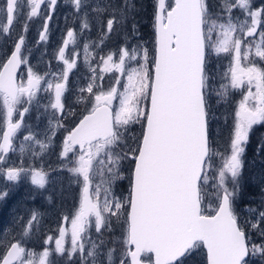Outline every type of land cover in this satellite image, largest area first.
<instances>
[{
    "label": "snow or ice",
    "instance_id": "6c2138e0",
    "mask_svg": "<svg viewBox=\"0 0 264 264\" xmlns=\"http://www.w3.org/2000/svg\"><path fill=\"white\" fill-rule=\"evenodd\" d=\"M43 3L45 0H28L27 18L37 17ZM72 3L77 11L83 7V0ZM48 4L54 10L57 0H48ZM219 7V12L211 11L208 0H174V4L157 0L151 62L148 49L142 46H138L139 51L123 47L118 53L100 58L103 71L115 68L122 75L126 73L127 84L123 92L115 86L104 91L93 75L80 89L88 96L79 98L91 107L74 127L66 129L60 155L67 171L77 178V183L82 178L83 184L79 207L70 221V247H65L69 229L60 228L54 249L46 248L37 254L29 252L18 240L6 245L0 264H51L52 252L67 253L69 260L75 256L80 264H97L98 258L105 255L102 248L106 242L91 239V218L97 233L102 228L110 231L113 218L125 226L122 238L113 241L121 246L119 264H187L198 250H206L207 264H253V257L264 262V211L252 209L254 217L246 220L236 211L243 187L245 151L254 126L264 125V67L260 66L264 62V7L254 8L252 0H221ZM108 8L119 15L106 20L101 44L115 25H123L135 5L123 0ZM234 9L240 10L243 19L233 15ZM0 11L7 20L0 30L7 34L18 14L19 0H6ZM132 27L135 32V23ZM82 28H89L87 19ZM47 32L45 23L41 41L47 40ZM213 34L217 35L215 40ZM75 42L76 33L69 30L58 51L64 68L59 75L53 74L51 81L30 66L26 82L18 81L17 70L27 64L21 55L25 43L22 35L10 57L0 65V98L5 109L0 164L6 162L10 151L16 150L13 138L22 127L24 113L29 111L24 107L20 112L17 106L22 102L31 105L42 82L46 84L44 91L53 93L48 106L63 115L68 76L76 67L75 59L67 58L65 49ZM88 48L85 44L86 64ZM211 53L228 54L231 59L226 74L228 84L221 85L218 95L223 98L229 89L248 86L223 151L209 138L208 97L213 86L207 64ZM138 56L143 63L126 70L128 61L139 64ZM118 95L119 107L113 111ZM18 112L19 119L14 121ZM133 125L140 126L139 135L131 134ZM54 127L63 124L58 121ZM24 140L40 146V153L34 155L50 146L31 134ZM19 150L25 151L23 144ZM258 151L264 152V138L258 142ZM22 174L30 176L32 184L39 188L48 183V172L42 167L5 170L9 181L20 180ZM97 177L99 182L94 184ZM124 179L128 182L127 196H116L113 188ZM261 194L264 197V187ZM7 195L0 192V200ZM209 197L211 203H206ZM64 221L68 222L69 217L65 216ZM34 222H38L35 212L23 226L22 236L33 231ZM253 232L260 237L259 243L252 240ZM46 242L52 243L53 237L49 236ZM116 251V247L107 248L109 264H113Z\"/></svg>",
    "mask_w": 264,
    "mask_h": 264
},
{
    "label": "rangeland",
    "instance_id": "374dc122",
    "mask_svg": "<svg viewBox=\"0 0 264 264\" xmlns=\"http://www.w3.org/2000/svg\"><path fill=\"white\" fill-rule=\"evenodd\" d=\"M122 2L123 0H83V7L77 11L72 0H57L54 10L49 7L48 0H45V3L41 5L39 15L28 19L27 13L30 11L28 0H19L17 19L21 20L20 18L24 16L27 21L22 25L19 21H14L7 34L0 30L1 41L4 40L2 36H13L12 42L15 41L17 36H24L26 42L24 48L25 57L35 64L36 67L34 66L32 69L44 76L47 81L53 79V74L59 75L64 68L63 62L58 58V51L63 46V41L67 38V32L73 30L76 33L75 44L70 43L68 48L65 49L66 57L70 60L75 59L76 67L68 76L67 90L63 96L65 106L63 115L48 106L53 93L44 91L46 84L43 82L41 91L37 93L31 105L22 102L17 106L19 111L23 110L24 107H28L29 111L24 113L22 127L13 138V147L16 150L10 151L6 157V162L0 164V192L8 193L4 199L0 200V256L5 252L6 245L14 239L19 240L29 252L40 254L46 248L54 249V241L59 237L58 230L60 228L69 229L65 247H70V221L79 207L83 184L82 178L81 182L77 183V178L67 171L65 160L60 153L63 139L67 134L66 129H69L72 123L91 107L90 104L80 102L79 98L81 96H88L87 93H81L80 89L85 88L91 77L95 75L97 77L96 83L101 85L104 91H107L110 86H115L118 88V92H123V86L127 84V74L122 75L115 68L108 72L103 71V64L100 58H106L110 53H118L119 49L123 47H128L129 49L137 48V51H139L138 46L148 49L150 62L154 55L155 32H153V44L150 40V31L151 29L154 31V14L151 21L144 18L146 34L135 24L140 28L141 38L133 31L132 25L137 18L131 12L123 25H115L113 32L108 34L102 44L100 43L102 34L106 31V20L111 18L112 15H119L114 9H109L108 6L122 4ZM166 3L172 4L173 0H166ZM208 3L211 11H220L221 0H208ZM5 4L6 0H0V9L4 8ZM252 4L254 8L264 7V0H252ZM97 9L101 11L97 12ZM233 15L241 16L240 10L234 9ZM48 16H51L50 20L47 19ZM85 19L89 23L88 29L82 28ZM241 19H243V16H241ZM6 23V15L0 11V25H5ZM45 23L48 26V38L46 41H41L40 35L43 32ZM25 25H27L26 31ZM216 38L217 35L213 34V39L215 40ZM256 39H258V36ZM85 44L89 45L88 64L85 63L84 59ZM6 45L7 43H5ZM2 46L3 42H0V48ZM52 52H54V72L49 68L51 67ZM114 60L118 62L116 56H114ZM137 60H139V64L135 60L128 61L126 70L139 67L143 63L139 56ZM257 60L259 61V58ZM230 63V56L223 53L220 55L211 53V58L208 61V69L212 75L211 83L213 86V90L208 97L210 137L214 146L220 148L221 151L228 145L235 122V112L248 87L245 85L243 89H229L227 95L223 98L217 94L221 91V85L228 84L226 74ZM40 66L44 67L43 73L39 70ZM260 66L264 67V62H261ZM90 68L96 69L95 73ZM50 76L52 77L51 79ZM23 80L25 81L24 78ZM117 80L120 82L119 85L116 84ZM96 90L94 88V92ZM253 91H255L254 87ZM118 107L119 95L113 101V111L118 110ZM18 114L19 112L14 114V121L17 119ZM4 121L5 109L2 98H0V133L4 127ZM58 121L63 124V127H54ZM138 130H140V126L133 125L131 134L139 135ZM29 134L35 136L38 140L50 143V146L42 154L34 155V153H40L41 150L40 146L34 142L24 140V137ZM21 144L25 147L23 153L19 150ZM71 156L72 154L70 153L69 159ZM261 158L263 159H256L252 155H244L245 178L252 185L259 187L260 191L246 196V199H250L253 203L242 202L240 200L241 195L239 196L236 202V211L242 220L254 217L255 213L251 211L252 209L257 212L264 211V204H262L264 197L261 194V188L264 187V183H262V180H264V156H261ZM216 163L218 164L219 161L217 160ZM68 166L71 167V165ZM8 167H24L26 169L42 167L48 172V183L44 188H39L32 184L30 176L23 174L20 180L9 181L5 175V169ZM124 175L125 177L127 176L126 171ZM93 182L94 184L98 183L99 178H95ZM121 182H123L122 185ZM124 188L128 189L127 179L117 181L113 192L116 196H121L122 194L127 196V191L124 192ZM207 190L211 192L213 189L209 187ZM207 202L211 203L210 197ZM34 212L38 214V222H34L33 231L28 236H22L23 226ZM65 216L69 217L68 222L64 221ZM122 232L121 223H117L115 218H113L111 230L103 228V231L99 233L101 234L100 239L105 240L106 243L102 248L105 255L98 258L97 264H109L106 255L109 247H116L117 251L113 254V264H119L121 246L114 244L113 241L122 238ZM88 234L92 240H98L95 227ZM49 236L53 237L52 243L46 242ZM251 238L257 243L260 242V237L255 232L252 233ZM49 259L51 264H73V262L80 264L79 259L75 256L72 260H69L67 253L60 255L52 252ZM205 260V250H198L188 259L187 264H205ZM253 264H264V262L259 257H253Z\"/></svg>",
    "mask_w": 264,
    "mask_h": 264
},
{
    "label": "trees",
    "instance_id": "16d2710c",
    "mask_svg": "<svg viewBox=\"0 0 264 264\" xmlns=\"http://www.w3.org/2000/svg\"><path fill=\"white\" fill-rule=\"evenodd\" d=\"M131 3L135 5V10L132 11V15H135L137 18L135 24L138 25L142 31H144V34H146L145 33V25L146 24L144 22V18H147L151 21L153 14L155 13V3L156 2H155V0H131ZM139 27L136 26L135 32H136V35L139 38H141V32H140ZM153 32H154L153 29H151L150 40H151L152 44L154 42ZM207 67H208V64H207ZM138 131L140 133L141 128ZM209 138L211 140L210 122H209ZM262 138H264V125H257L254 127L253 133L250 136V141L247 145V148L245 151V156L252 155L256 159H263V158H261V156H264V153L257 152L258 151V142H260ZM245 177L246 176L244 175L243 187H242L240 200L242 202L253 203L250 199H246V196L249 194H256L257 192L260 191V188L252 185L250 182H248V180ZM122 184H123V182H121V185ZM206 203H208L207 200H206Z\"/></svg>",
    "mask_w": 264,
    "mask_h": 264
},
{
    "label": "flooded vegetation",
    "instance_id": "af4514ba",
    "mask_svg": "<svg viewBox=\"0 0 264 264\" xmlns=\"http://www.w3.org/2000/svg\"><path fill=\"white\" fill-rule=\"evenodd\" d=\"M21 20H19V19H17V16L15 15V18H14V20H13V23H14V21H19L20 23H21V25L24 23V22H26L27 21V19H26V17H24V16H22L21 18H20ZM12 23V24H13ZM19 36H21V35H19ZM2 37H4V40H0V42H3V46L0 48V65H2L3 63H4V61H5V59L7 58V56H8V54L10 53V51H11V49H12V47H13V45H14V41L12 42V40H13V36H2ZM18 37V36H17ZM24 37V36H23ZM7 40V41H6ZM24 41H25V38H24ZM7 43V45L5 46V43ZM26 44V42L24 43V45L22 46V49H21V55H22V57L23 58H25L26 60H27V58L25 57V52H24V48H25V45ZM50 64H51V67H49L50 68V70L52 71V72H54V52H52L51 53V60H50ZM34 67L35 66V64L33 63V62H31V61H29V60H27V64H21L20 65V67H19V69H18V72H17V79H21V80H23V78L25 79V81H26V79H27V68L28 67ZM36 67V66H35ZM1 68V67H0ZM39 70H40V72L41 73H43V71H44V67L43 66H40V68H39ZM45 75H47V74H45ZM52 77L50 76V79H51ZM122 187V186H121ZM123 187H125V186H123ZM127 188V187H126ZM126 188H124V192L125 191H127V189ZM92 220H93V218H91ZM93 225H94V222H93ZM121 225H122V228H123V231H124V225H123V223L121 222ZM94 228V226L91 228H89V233H91V231H92V229ZM103 231V228L101 229V232ZM97 233V232H96ZM98 234V239H100V235L101 234H99V233H97ZM105 241V240H104Z\"/></svg>",
    "mask_w": 264,
    "mask_h": 264
},
{
    "label": "water",
    "instance_id": "95a60500",
    "mask_svg": "<svg viewBox=\"0 0 264 264\" xmlns=\"http://www.w3.org/2000/svg\"><path fill=\"white\" fill-rule=\"evenodd\" d=\"M156 2H157V0H156ZM172 4H174V0H173V3ZM155 11H156V4H155ZM154 23H155V20H154ZM154 32H155V28H154ZM19 37L20 36H18L16 39H15V41H14V45H13V47H12V49H11V51H10V53L8 54V56H7V58L5 59V61H4V63L6 62V60L10 57V55H11V53L14 51V46H15V44L18 42V39H19ZM0 71H2V67L0 68ZM17 72H18V70H17ZM16 76H17V73H16ZM23 110H20V112H22ZM85 114H87V111L86 112H84L76 121H75V123L70 127V128H72V127H74L78 122H79V119H81L82 118V116L83 115H85ZM17 119H19V114H18V117H17ZM16 119V120H17ZM69 128V129H70ZM5 130V127H3L2 128V130H1V133H0V136H2V133H3V131ZM0 142H2V140H0ZM7 169V168H6ZM5 169V170H6ZM17 240H11V242L10 243H13V242H16ZM6 250V249H5ZM4 254V253H3ZM205 259H206V250H205ZM205 264H207V259L205 260Z\"/></svg>",
    "mask_w": 264,
    "mask_h": 264
}]
</instances>
